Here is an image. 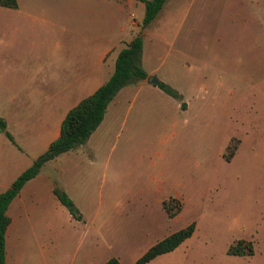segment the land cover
Returning a JSON list of instances; mask_svg holds the SVG:
<instances>
[{"label": "rangeland", "instance_id": "rangeland-1", "mask_svg": "<svg viewBox=\"0 0 264 264\" xmlns=\"http://www.w3.org/2000/svg\"><path fill=\"white\" fill-rule=\"evenodd\" d=\"M229 1L177 0L165 39L157 43L155 75L166 74V83L187 92L189 112L177 110L175 99L163 92L150 94L129 130L118 122L98 141L89 181L78 169L67 173L81 220L48 203L40 209L52 222L50 231L44 220L34 242L25 222L19 231L24 236L17 235L13 245L54 247L61 264H102L111 257L131 264L193 222L188 238L146 264H264V78L232 79L218 68L205 70L207 77L175 71V58L191 64L192 25L223 24ZM227 147H234L228 160ZM44 167L59 180L55 165ZM169 198L180 206L171 217L162 207ZM238 239L252 243L251 255L227 254Z\"/></svg>", "mask_w": 264, "mask_h": 264}, {"label": "crops", "instance_id": "crops-1", "mask_svg": "<svg viewBox=\"0 0 264 264\" xmlns=\"http://www.w3.org/2000/svg\"><path fill=\"white\" fill-rule=\"evenodd\" d=\"M15 1L14 7L0 5V118L5 125L0 131V192L58 136L65 113L109 77L117 52L135 35L141 38L140 66L146 77L122 86L87 139L43 163L6 208L4 263L61 264L54 247L13 245L14 238L24 236L25 222L34 242L44 220L43 228L50 231L52 222L43 217L40 207L51 203L56 208L59 203L52 186L64 188L72 200L67 173L78 169L81 178L89 181L98 159V141L118 122L129 130L149 95L163 92L150 79L170 86L162 79L166 74L155 75L152 62L160 53L157 43L165 39L168 15L178 10L177 0H165L153 20L142 27V0ZM224 14L225 22L213 28L207 22L192 25L191 30L199 34L193 32L191 64L175 58V71L191 70V76L207 77L205 70L218 68L232 79L264 78V0L229 1ZM174 90L175 108L188 113L187 92ZM48 162L59 171V180L52 170L43 169Z\"/></svg>", "mask_w": 264, "mask_h": 264}, {"label": "trees", "instance_id": "trees-1", "mask_svg": "<svg viewBox=\"0 0 264 264\" xmlns=\"http://www.w3.org/2000/svg\"><path fill=\"white\" fill-rule=\"evenodd\" d=\"M143 16L141 27L148 24L156 16L165 0H142ZM1 6L14 7L15 0H0ZM141 38L135 35L124 47L116 54L114 66L109 77L91 94L82 98L72 106L64 115L59 125V134L52 140L46 149L35 157L30 165L19 173L9 184V186L0 192V264L4 263V232L9 222L5 214L6 208L12 198L17 194L21 186L30 178L34 177L40 167L46 161L56 157L60 153L70 150L83 143L89 134L99 124L107 103L114 94L124 85L134 84L136 81L144 79L146 73L140 66ZM165 94L177 98L176 91L167 84L157 81L154 83ZM4 122L0 118V131L4 129ZM6 137L11 140V136L5 132ZM226 149H229L227 147ZM234 152L231 147L225 159H229ZM51 192L55 199L67 210L74 219H80L81 215L77 212L75 205L62 187L53 185ZM169 198L162 201V207L169 217L179 209V203ZM166 201H174V205H167ZM173 207V210H172ZM194 230V223L164 236L160 240L150 245L142 254H140L131 264H146L159 254L171 251L180 242L188 238ZM227 254L232 255H251L253 252L250 241L238 239L234 244H230L226 249ZM102 264H120L114 257L106 259Z\"/></svg>", "mask_w": 264, "mask_h": 264}, {"label": "water", "instance_id": "water-1", "mask_svg": "<svg viewBox=\"0 0 264 264\" xmlns=\"http://www.w3.org/2000/svg\"><path fill=\"white\" fill-rule=\"evenodd\" d=\"M157 82V80L155 79V77H152L151 79H150V83H156Z\"/></svg>", "mask_w": 264, "mask_h": 264}]
</instances>
